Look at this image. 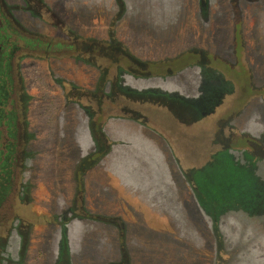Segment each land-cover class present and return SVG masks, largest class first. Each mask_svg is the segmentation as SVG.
Returning a JSON list of instances; mask_svg holds the SVG:
<instances>
[{
    "label": "rangeland",
    "instance_id": "1",
    "mask_svg": "<svg viewBox=\"0 0 264 264\" xmlns=\"http://www.w3.org/2000/svg\"><path fill=\"white\" fill-rule=\"evenodd\" d=\"M122 1L0 0V43L6 55L15 50L0 76L6 116L15 117L0 126V183L9 188L0 196V264H121L123 250L130 264H264L253 193L210 226L187 181L224 155L264 179L255 150L264 148V0H215L205 26L200 0H181L183 25L171 37L144 21L156 0ZM115 39L123 48L108 54L120 67L109 69L101 102L93 92L103 70L79 51ZM119 116L107 128L110 154L81 177L80 194L83 151L70 128L86 122L91 132Z\"/></svg>",
    "mask_w": 264,
    "mask_h": 264
},
{
    "label": "trees",
    "instance_id": "2",
    "mask_svg": "<svg viewBox=\"0 0 264 264\" xmlns=\"http://www.w3.org/2000/svg\"><path fill=\"white\" fill-rule=\"evenodd\" d=\"M116 1L117 2L119 1L120 3H124L122 0H116ZM214 1L215 0H200L199 1L200 5H202V9L200 12L202 15L201 17H202V22L204 26L207 23L206 19L212 17V10H210L209 7L210 6L213 7L216 4ZM230 1L231 3L234 4V2L239 1V0H230ZM246 1H249V0H246ZM167 2L168 0H156L152 4V8H150L151 11L148 12L147 14H144L143 16L147 17L145 18L146 20L144 19V21L149 24L150 26L149 28L152 31L164 29L163 33L166 32L171 37L172 36L171 32H173L174 30L180 29L183 25L182 23L183 15H182L181 9L179 8V6H182L183 2L181 0H177L179 9L175 8V10H177L176 12L175 10H173L172 7H166ZM125 5L127 6L126 3ZM120 7L122 10L125 11L124 5H121ZM154 12H157V13H154ZM152 13L156 14L154 15L155 17L151 15ZM86 42L90 45L87 46L86 45L87 43L86 44L83 43V47L79 52L81 54H86V56L82 55L86 57V60H87L85 61L86 63L94 62V64H96L101 70H103L101 72L100 78L98 79L96 89L93 92V97L94 99H98V101L104 102V100H106L107 98L103 92V89L106 87L107 84H112V83H109V80H110L109 69L112 68V66L118 69L120 67L118 65H114L115 62L112 61V57L109 56L108 52H111L110 50H112L113 47L118 48V51H119V48H123V47H120L121 44H119V42L116 39L110 42L111 45H105L107 47H99L97 45V42H98L97 40L96 41L95 40L86 41ZM236 46H237L236 51L238 53L239 46H240V43L238 40L236 41ZM104 48H107V51ZM123 51L125 50L123 49ZM132 59L135 60L134 58ZM75 61L79 64L83 63L81 61V57L75 59ZM100 61H102L103 63L98 64V62ZM135 61L138 62L137 60ZM231 67H232L231 69L233 68L237 69V67H234V66H231ZM233 73L236 76L240 75L239 72H237L236 74L233 71ZM254 86H255L254 89L259 90L257 89L255 83H254ZM249 92L252 93V90ZM122 106L124 108V104ZM171 108L175 109L174 106H171ZM125 111L126 110L124 108V113ZM127 112L130 113V111L128 110ZM189 113L187 112V114ZM196 113L197 115L200 114L199 112H196ZM193 114H195V111L189 114V120L192 124H195L194 118L192 117ZM126 118H128V116H125L124 120ZM118 121H122L121 116H119V119L115 117V121H111V122L108 121L104 127L99 126L98 122L93 123L91 127V132L89 128L87 127L88 125L86 122L85 123L82 122L79 128H76V125L74 124L70 128V131H72V137L74 134V140H73L72 146L73 145L76 146V147L73 146L75 152L77 153L78 150L83 151V154L81 155L82 158H80V161L77 163V169H76V175L79 178L78 180H80L79 185H78V191L80 194H83V195L85 194L84 180L82 181L81 177L85 176L88 169H90L91 167L93 168L96 165H99L100 162H102L103 159H105L110 154L111 145L109 143L110 141L108 139L107 131L109 130L108 128L109 126L110 128H112L111 130L113 131V126L116 125ZM198 122L199 121H197L196 123ZM84 125H86L88 129L91 142H92V147L89 150L95 147V151L89 156L86 155L89 152V150L88 152H85L83 145L81 143ZM104 132L107 134V138ZM66 133H67V129L65 128L64 120L63 121L61 120V132H60L61 136L60 137L62 138L63 141L67 136ZM71 142H72V139H71ZM77 146H78V149H77ZM262 147H263L262 144L260 145L258 144L255 148L256 152L258 153L257 155L259 158H264V148ZM214 165L217 167L215 168ZM241 166H243L241 161H235L234 159L227 158L224 155L221 159H216L212 164L208 165V167L206 169H203L201 173L196 174L195 177H192V178L188 177L187 181L188 182L191 181L192 183L191 188H192L194 195L196 196L197 202L200 206V210H202V213L208 219L210 226L214 225L216 217L219 218L223 212H227V211L230 212V210L237 208V207H230L232 204H238L242 202L243 204L244 203L249 204L246 200H244L241 197V195H245L246 193H253V198L250 204L252 209L254 207L255 208L261 207L264 212V179L259 178L257 176L258 173H255V172L253 173L251 169L246 170L245 168ZM246 166L249 168V165H246ZM210 168H213V169L210 170ZM197 195H199V198H201L200 199L201 201L204 199L206 208L202 206L201 201L199 202ZM207 199H210V200H207ZM250 215L254 216V214H252V211L250 212ZM257 215L259 216V214ZM90 217L91 216H87L86 218H90ZM91 218L98 220L100 222H105V223L107 222L103 218L102 219L99 217H91ZM75 230L77 231V232L75 231L76 234L79 233L82 230L81 225L80 227H78L77 225V228ZM121 231L122 233H125L126 228L123 226ZM125 248L127 249V247ZM128 251L130 252V248L126 250L127 254H128ZM123 254H124V258L121 264H130L133 261L132 257L129 258L128 256H126L124 250H123Z\"/></svg>",
    "mask_w": 264,
    "mask_h": 264
},
{
    "label": "flooded vegetation",
    "instance_id": "3",
    "mask_svg": "<svg viewBox=\"0 0 264 264\" xmlns=\"http://www.w3.org/2000/svg\"><path fill=\"white\" fill-rule=\"evenodd\" d=\"M0 29H1V23H0ZM17 52V51H16ZM7 53L4 52V49L2 47V44L0 43V76H4L3 70H7L8 73L12 71V60L15 57V50L12 52H9V55H6ZM8 60L5 64V61ZM6 65V66H5ZM4 74V75H3ZM6 76V75H5ZM11 79V77H10ZM7 85V80L4 79V77H0V126L3 125L4 120L10 119L9 124L12 126L15 123V117L13 116H6L5 113V107L8 101V92L5 90V87ZM9 190L8 186L5 184L0 183V196H4L5 193Z\"/></svg>",
    "mask_w": 264,
    "mask_h": 264
}]
</instances>
